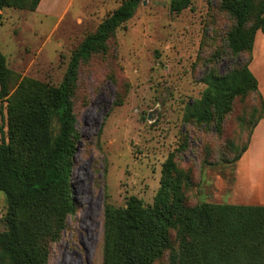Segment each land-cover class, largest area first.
<instances>
[{
  "label": "rangeland",
  "instance_id": "obj_1",
  "mask_svg": "<svg viewBox=\"0 0 264 264\" xmlns=\"http://www.w3.org/2000/svg\"><path fill=\"white\" fill-rule=\"evenodd\" d=\"M44 1V2H43ZM128 0H42L35 12L4 8L0 51L9 71V96L24 81L59 87L73 54ZM256 0L246 29L262 16ZM236 20L221 0H192L180 13L171 0H143L117 29L106 52L81 65L72 101L77 117L71 177L74 211L64 226L52 224L47 264H103L107 207L124 208L131 197L152 205L163 169L173 157L183 174L186 203L229 204L236 158L262 115L254 92L237 95L222 121H200L193 105L207 76L226 77L247 66L229 47ZM8 101H0L1 132L8 131ZM55 133L58 123H53ZM8 202L0 191V232L7 230ZM154 264H172L180 240Z\"/></svg>",
  "mask_w": 264,
  "mask_h": 264
},
{
  "label": "trees",
  "instance_id": "obj_2",
  "mask_svg": "<svg viewBox=\"0 0 264 264\" xmlns=\"http://www.w3.org/2000/svg\"><path fill=\"white\" fill-rule=\"evenodd\" d=\"M41 1L0 0V21L4 8L35 12ZM142 1H126L83 41L57 88L24 80L8 97L9 71L0 51V101L7 99L9 103L8 131L1 132L0 142V191L8 202L7 230L0 232V264H47L52 224L64 226L74 211L71 177L78 132L72 93L80 67L95 53L107 51L109 40L134 17ZM191 1L171 0V10L180 13ZM255 1L221 0L222 7L236 20L228 38L230 49L242 53L249 44L251 57L246 67L230 76H207L208 87L192 106L200 121H222L235 97L247 92L262 99V115L252 132L263 118L264 101L249 64L255 35L258 30L264 33V0L257 25L252 31L246 29ZM182 178L171 157L152 205L145 206L131 197L124 208H106L103 264H154L172 248L173 231L180 243L172 264H264V206H189Z\"/></svg>",
  "mask_w": 264,
  "mask_h": 264
},
{
  "label": "crops",
  "instance_id": "obj_3",
  "mask_svg": "<svg viewBox=\"0 0 264 264\" xmlns=\"http://www.w3.org/2000/svg\"><path fill=\"white\" fill-rule=\"evenodd\" d=\"M249 69L258 81L264 101V33L261 30L254 38ZM229 204L264 206V115L253 129L247 150L236 163L234 192Z\"/></svg>",
  "mask_w": 264,
  "mask_h": 264
}]
</instances>
